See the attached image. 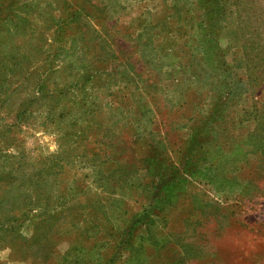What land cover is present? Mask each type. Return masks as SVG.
Returning <instances> with one entry per match:
<instances>
[{"label": "rangeland", "instance_id": "374dc122", "mask_svg": "<svg viewBox=\"0 0 264 264\" xmlns=\"http://www.w3.org/2000/svg\"><path fill=\"white\" fill-rule=\"evenodd\" d=\"M6 222L0 264H264V0H0Z\"/></svg>", "mask_w": 264, "mask_h": 264}, {"label": "trees", "instance_id": "16d2710c", "mask_svg": "<svg viewBox=\"0 0 264 264\" xmlns=\"http://www.w3.org/2000/svg\"><path fill=\"white\" fill-rule=\"evenodd\" d=\"M5 225H7V226H4V225H2V223L0 224V229H1V231H6L7 233H9V232H11V233H14V228L12 227V226H10V225H8V222H6V223H4ZM15 237H13L14 238V240L16 239V237H18L19 235L18 234H16V235H14ZM32 238H34V237H32ZM12 241V240H11ZM25 242H28L29 241V245L31 246L32 245V241L30 240V239H28V240H24ZM20 246H22V244L20 245Z\"/></svg>", "mask_w": 264, "mask_h": 264}]
</instances>
